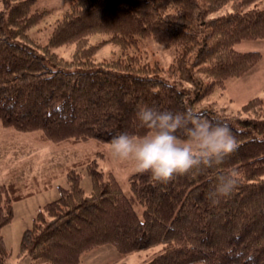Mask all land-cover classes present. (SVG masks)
Here are the masks:
<instances>
[{"label": "trees", "instance_id": "trees-1", "mask_svg": "<svg viewBox=\"0 0 264 264\" xmlns=\"http://www.w3.org/2000/svg\"><path fill=\"white\" fill-rule=\"evenodd\" d=\"M255 1L72 0L42 44L30 30L48 11L37 0H0V122L40 132L56 145L89 139L109 144L121 131L147 130L135 115L139 104L196 108L260 60V51L235 48L264 39V7L247 9ZM95 35L105 37L93 43ZM147 38L175 47L169 76L137 55L94 58L105 44L125 50ZM69 45L71 59L55 50ZM196 109L245 130L223 161L167 181L136 171L126 191L99 168L98 152H90L65 167L66 185L36 210L19 257L29 256L33 264H80L87 252L111 244L121 255L160 246L144 264H264V143L252 138L264 134V101L253 97L232 114ZM231 167L239 170V184L211 203L207 193L218 171ZM83 174L91 180L89 193ZM34 193H24L14 180L0 184V264L9 259L2 229L14 216L13 202Z\"/></svg>", "mask_w": 264, "mask_h": 264}, {"label": "rangeland", "instance_id": "rangeland-1", "mask_svg": "<svg viewBox=\"0 0 264 264\" xmlns=\"http://www.w3.org/2000/svg\"><path fill=\"white\" fill-rule=\"evenodd\" d=\"M37 7L46 9L48 15L36 27L30 30L31 36L42 44L48 41L55 20L69 8L72 0H37ZM224 7L219 14L231 8ZM264 7V0H256L247 7ZM2 3L0 2V10ZM105 36L95 35L91 41L97 43ZM242 52L260 51L262 56L258 63L246 74L230 78L225 87H217L209 99L202 101L196 108H221L225 114L236 113L242 105L253 97L264 101V39L243 40L235 45ZM59 55L71 59L73 45L55 49ZM137 55L150 67H159L163 75L168 73L169 66L176 56L175 47H164L152 38L144 39L139 48L121 49L113 43L105 44L95 55V60L106 61ZM206 81L207 78H204ZM109 144L98 143L95 139L76 144L56 145L42 140L40 132H20L12 127H5L0 122V184L12 180L18 182L21 190L35 193L25 199L13 202L14 216L9 224L3 227L2 235L9 251L6 264H33L29 256L19 257V247L24 229L31 225L32 218L39 206L58 195V185H66L65 167L92 152L97 157L98 166L105 174L112 173L123 189L129 190L130 176L136 172L131 161L114 159ZM47 186V187H45ZM83 186L87 193L91 189V180L83 174ZM161 250L160 246L121 255L113 245L106 244L87 252L80 264H144ZM35 264V263H34Z\"/></svg>", "mask_w": 264, "mask_h": 264}, {"label": "clouds", "instance_id": "clouds-1", "mask_svg": "<svg viewBox=\"0 0 264 264\" xmlns=\"http://www.w3.org/2000/svg\"><path fill=\"white\" fill-rule=\"evenodd\" d=\"M135 115L139 126L147 130L113 135L109 150L114 159L131 161L136 171L148 170L159 181H167L175 173L218 165L238 147L237 133L245 131L227 119L208 118L192 106L173 111L142 103ZM252 138L264 143V134ZM240 179L235 167L219 170L207 193L210 202L215 204L231 194Z\"/></svg>", "mask_w": 264, "mask_h": 264}]
</instances>
